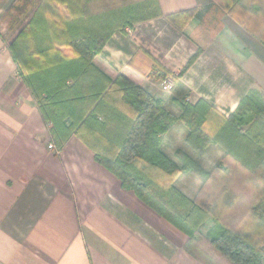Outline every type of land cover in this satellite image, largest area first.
Instances as JSON below:
<instances>
[{
	"label": "crops",
	"instance_id": "obj_1",
	"mask_svg": "<svg viewBox=\"0 0 264 264\" xmlns=\"http://www.w3.org/2000/svg\"><path fill=\"white\" fill-rule=\"evenodd\" d=\"M158 1L162 16L114 34L94 61L102 72L124 75L177 118L185 104L200 100L229 118L245 96L264 99L261 21L219 0ZM42 3L0 0V264H203L185 250L187 236L125 190L77 137L61 150L51 142L10 50ZM192 8L198 13L182 29L167 17ZM155 64L173 77L172 90L163 89ZM187 136L177 121L161 150L180 167L183 153L210 174L184 170L173 180L209 209L202 232L226 215L229 226L248 232L244 206L262 193L254 190L256 176L241 170L228 180L224 149L212 144L199 155ZM225 181L236 186L219 189Z\"/></svg>",
	"mask_w": 264,
	"mask_h": 264
},
{
	"label": "trees",
	"instance_id": "obj_2",
	"mask_svg": "<svg viewBox=\"0 0 264 264\" xmlns=\"http://www.w3.org/2000/svg\"><path fill=\"white\" fill-rule=\"evenodd\" d=\"M219 1L231 12H249L250 21L262 22L264 34V6ZM43 2L65 7L68 14L56 25L40 6L10 50L56 148L77 137L125 190L187 236L185 250L203 264H264V192L244 206L249 209L248 232L229 226L226 215L214 218L203 233L209 209L183 195L173 180L184 170H197L206 179L210 174L183 153L180 167L161 150L163 136L180 121L188 130V146L199 155L212 144L224 149V172L231 179L242 175L241 170L256 175L264 169V99L256 93L245 96L229 118L200 100L185 104L177 118L162 100L124 75L111 79L94 64L116 32L162 16L158 0ZM197 13L192 8L167 17L182 29ZM154 66L156 78L169 76ZM214 126L219 129L211 132ZM225 185L223 191L232 189ZM255 190L260 191L259 186Z\"/></svg>",
	"mask_w": 264,
	"mask_h": 264
},
{
	"label": "rangeland",
	"instance_id": "obj_3",
	"mask_svg": "<svg viewBox=\"0 0 264 264\" xmlns=\"http://www.w3.org/2000/svg\"><path fill=\"white\" fill-rule=\"evenodd\" d=\"M254 1V3L256 2V4L258 5H261L263 6L264 5V0H245L244 3L246 5H250V4H253L252 2ZM44 3V2H43ZM43 3H42V6H43ZM45 5L43 6L44 9L46 10V16L47 18L53 22L54 24L56 25H59L63 19V17L68 14V11L65 7H62V6H55L53 4H49V3H44ZM239 15L240 14H248V15H251L249 12H245L244 10H241V11H238ZM257 31H260L259 28H256ZM95 61V60H94ZM96 66V65H95ZM165 80H168V81H171L173 86H174V81H173V77L172 76H169V77H166L164 79ZM255 175V174H254ZM235 176H238V175H235ZM255 185H254V190H255V186H259V190L260 192H264V169H262L261 171H259L258 173H256L255 175ZM228 180H233V178H228ZM224 183H226L227 187H235L236 184L234 182H232V184L230 183V181H225ZM215 184V183H214ZM254 184V183H253ZM225 185V186H226ZM220 186V187H219ZM219 189L221 187L224 186V184H219ZM230 190V189H229ZM234 221V220H233Z\"/></svg>",
	"mask_w": 264,
	"mask_h": 264
},
{
	"label": "built area",
	"instance_id": "obj_4",
	"mask_svg": "<svg viewBox=\"0 0 264 264\" xmlns=\"http://www.w3.org/2000/svg\"><path fill=\"white\" fill-rule=\"evenodd\" d=\"M172 88H173V84H172V82L171 81H168V80H165L164 81V85H163V89L165 90V91H170V90H172ZM53 146H51V148H52Z\"/></svg>",
	"mask_w": 264,
	"mask_h": 264
}]
</instances>
